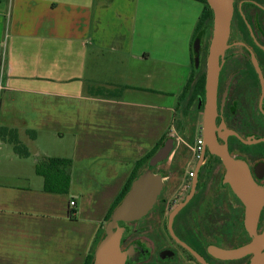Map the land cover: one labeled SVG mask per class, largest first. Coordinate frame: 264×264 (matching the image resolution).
<instances>
[{
  "label": "crops",
  "instance_id": "1",
  "mask_svg": "<svg viewBox=\"0 0 264 264\" xmlns=\"http://www.w3.org/2000/svg\"><path fill=\"white\" fill-rule=\"evenodd\" d=\"M204 7L0 0V125L37 133L30 156L0 144V264H85L135 162L181 120ZM41 154L71 158L67 192L44 189Z\"/></svg>",
  "mask_w": 264,
  "mask_h": 264
},
{
  "label": "flooded vegetation",
  "instance_id": "2",
  "mask_svg": "<svg viewBox=\"0 0 264 264\" xmlns=\"http://www.w3.org/2000/svg\"><path fill=\"white\" fill-rule=\"evenodd\" d=\"M232 8L220 55L214 134L259 199L245 198L222 156L204 149L205 101L194 100V115L186 106L165 140L174 139L167 157L153 166L148 160L149 169L163 176L152 208L119 221L122 264H264V0H232ZM211 37L201 41L206 67ZM189 160L194 165L186 174L182 163ZM254 239H261L260 246L251 249Z\"/></svg>",
  "mask_w": 264,
  "mask_h": 264
},
{
  "label": "water",
  "instance_id": "3",
  "mask_svg": "<svg viewBox=\"0 0 264 264\" xmlns=\"http://www.w3.org/2000/svg\"><path fill=\"white\" fill-rule=\"evenodd\" d=\"M213 10V30L211 44L207 56V67L205 75V103L203 104L204 123L203 136L205 142L203 147L210 151L219 153L222 156L230 175H233L235 182L245 198L257 201L259 196L253 187L244 182L239 174V167L235 160L227 154L220 151L214 134L216 123V93L219 78L220 55L223 53L227 45L228 31L230 30L232 0H206ZM201 48V36H199L194 44L195 59L199 62ZM198 64V63H197ZM173 138L163 141L158 150L150 159V166L157 161L165 159L173 147ZM163 176L151 169L144 171L138 177L134 178L129 191L119 204L114 208L110 219L107 221L106 233L101 237L96 250L94 251L93 264H122L124 254L122 253L120 242L123 233L122 226L119 221H130L142 215H145L153 206L156 198L159 196L163 187ZM258 214L256 213V216ZM261 239H254L250 244L251 249L260 246ZM257 259H254L256 264Z\"/></svg>",
  "mask_w": 264,
  "mask_h": 264
},
{
  "label": "trees",
  "instance_id": "4",
  "mask_svg": "<svg viewBox=\"0 0 264 264\" xmlns=\"http://www.w3.org/2000/svg\"><path fill=\"white\" fill-rule=\"evenodd\" d=\"M201 1L205 2V7L200 13L196 29L194 30L193 34L191 44V75L187 85L184 86L183 92L180 95V99H184L188 103H191L194 100H199L200 98H202L203 102L205 101L204 86L206 75V59L203 60L200 55L199 62L196 61L194 44L199 36H201L202 41L204 35L211 33V30L213 29V10L208 5L206 0ZM25 133L28 136L26 142L20 139L21 131H19L17 128L0 125V139L10 142L13 145L15 153L19 157L30 156V154L33 152V148L29 145V143L33 142L37 137V133L33 129H26ZM167 138L168 136H164L162 140H160L146 156H143L141 159H138L135 162L130 177H128L127 182L123 186L119 196H117L116 200L114 201L111 210L105 217L106 222L110 219L114 208L119 204L123 196H125L129 191L133 179L138 177L144 171L146 172L149 170L148 160L152 158L161 143ZM35 169L36 172L43 177L44 189L46 191H51L52 193H63L69 190L72 169L71 158L52 157V155L41 154L37 156ZM104 232L105 228L103 226L101 234ZM95 247L93 248V251H91V253L86 257L85 264H93Z\"/></svg>",
  "mask_w": 264,
  "mask_h": 264
},
{
  "label": "rangeland",
  "instance_id": "5",
  "mask_svg": "<svg viewBox=\"0 0 264 264\" xmlns=\"http://www.w3.org/2000/svg\"><path fill=\"white\" fill-rule=\"evenodd\" d=\"M210 37H211V34L210 33H208L207 34V39H206V42L208 43L209 42V40H210ZM191 104H194V102H191V103H188L187 101H184L183 102V106H184V108L186 107V106H189L188 108H190V106H191ZM192 107V106H191ZM183 108V107H182ZM193 109L192 108H190L189 110H188V114H191V115H194L193 114ZM180 113H182V109L180 110ZM181 117H182V114H181ZM181 120H177L176 122H175V128L176 129H174V132L177 130V125H178V122H180ZM21 137H20V139L21 140H23L24 142H26L27 141V138H28V136H27V134L25 133V131H23V132H21V135H20ZM198 136V135H197ZM2 140V139H1ZM0 144H2V147L3 146H6V148H8V150H11V153H13L14 152V149H13V145L10 143V142H7V141H1V143ZM6 144V145H5ZM6 153L7 152H5V151H0V156H3V158H1L0 157V159H1V163H0V165H1V167L2 168H4L5 166H9L10 165V163H8V159H6V158H4L5 156L4 155H6ZM30 155H33V153L32 154H30ZM193 165H194V162H193V160H189V162H186L185 164L184 163H182V166L184 167V169H185V173L187 174V172H188V169H191L192 167H193ZM79 186H82V187H85V186H88L87 185V183L86 182H82V184H78ZM113 187L112 186H110L109 187V189H112ZM104 198H102L103 200V203H107V197L106 196H103ZM81 223H76V226H77V230H78V226L80 225ZM105 226H106V224H105ZM105 226H104V228H105ZM78 232V231H77ZM97 242V241H96ZM96 244V243H95ZM95 246V245H94Z\"/></svg>",
  "mask_w": 264,
  "mask_h": 264
},
{
  "label": "built area",
  "instance_id": "6",
  "mask_svg": "<svg viewBox=\"0 0 264 264\" xmlns=\"http://www.w3.org/2000/svg\"><path fill=\"white\" fill-rule=\"evenodd\" d=\"M5 43H6L5 41H0V56H2V57H4V55H5V46H6ZM0 75H1L0 80H2V73ZM201 142H202V136L199 137L197 142H195V143H196V145H200ZM190 175H192V173H190ZM70 204L74 205L75 201L74 200L70 201Z\"/></svg>",
  "mask_w": 264,
  "mask_h": 264
}]
</instances>
